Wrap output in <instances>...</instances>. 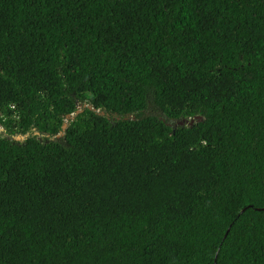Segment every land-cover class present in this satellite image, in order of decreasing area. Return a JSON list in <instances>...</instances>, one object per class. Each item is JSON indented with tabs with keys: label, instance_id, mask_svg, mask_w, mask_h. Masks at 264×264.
I'll list each match as a JSON object with an SVG mask.
<instances>
[{
	"label": "trees",
	"instance_id": "trees-1",
	"mask_svg": "<svg viewBox=\"0 0 264 264\" xmlns=\"http://www.w3.org/2000/svg\"><path fill=\"white\" fill-rule=\"evenodd\" d=\"M0 126V264H264V0H0Z\"/></svg>",
	"mask_w": 264,
	"mask_h": 264
},
{
	"label": "water",
	"instance_id": "water-1",
	"mask_svg": "<svg viewBox=\"0 0 264 264\" xmlns=\"http://www.w3.org/2000/svg\"><path fill=\"white\" fill-rule=\"evenodd\" d=\"M73 117H74V115H73ZM187 123H189L190 125H193V124L195 123V120H192V121H190V122L183 121V122H181V125H185V124H187ZM65 128H66V127H65Z\"/></svg>",
	"mask_w": 264,
	"mask_h": 264
},
{
	"label": "built area",
	"instance_id": "built-area-1",
	"mask_svg": "<svg viewBox=\"0 0 264 264\" xmlns=\"http://www.w3.org/2000/svg\"><path fill=\"white\" fill-rule=\"evenodd\" d=\"M0 131H3V128H2V126H0Z\"/></svg>",
	"mask_w": 264,
	"mask_h": 264
},
{
	"label": "rangeland",
	"instance_id": "rangeland-1",
	"mask_svg": "<svg viewBox=\"0 0 264 264\" xmlns=\"http://www.w3.org/2000/svg\"><path fill=\"white\" fill-rule=\"evenodd\" d=\"M80 109H82V107H80ZM19 140H23V139H20V138H19Z\"/></svg>",
	"mask_w": 264,
	"mask_h": 264
}]
</instances>
